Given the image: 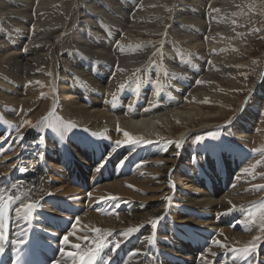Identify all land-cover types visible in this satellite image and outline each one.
Returning a JSON list of instances; mask_svg holds the SVG:
<instances>
[{
	"label": "bare ground",
	"instance_id": "6f19581e",
	"mask_svg": "<svg viewBox=\"0 0 264 264\" xmlns=\"http://www.w3.org/2000/svg\"><path fill=\"white\" fill-rule=\"evenodd\" d=\"M105 1L111 3V11L115 12L118 9L116 0ZM144 1L143 5L139 6L141 14L135 16L136 21L134 22V29L140 37L132 36L131 32H128L124 35L120 44L115 47V38L118 32L116 28L109 25L111 38H108L98 29L101 17L109 22L112 20L102 10V0H40L35 9L38 19L34 25V38L32 40L23 34V29L19 23H15V19L19 15L28 16L31 14L30 1L0 0V31L2 33L0 44L2 48L10 52H8V55H4L0 51V83L5 88V92L11 96L7 97L1 94L0 98L18 106L22 101L19 97L27 88H29L27 92L31 96L36 93V90L40 91L38 98L32 100L30 105L32 111L28 114H19L16 123H11L0 116V137L3 138L0 140V174H5L0 181V191L8 189L10 192H14L18 190L22 194L28 193L33 201H37L44 196L43 188L51 181L52 185L48 187L52 190V200L55 201V204L57 206L71 205L75 211L83 206L82 201L78 204L76 198H81L84 195L83 193L91 191V196L88 195L87 197L89 199L87 204L89 206L91 204L96 207L100 206V209H104V211L103 213L87 211L81 215L80 217L84 218L77 225L75 235L69 237L70 244L80 243L83 247L85 243H88V247H91L92 245L89 242L95 238V228H102L104 232L110 231L113 233V237H106V239L110 241L120 239L119 248L124 251L123 264H192L190 257L197 255L201 257L202 253L209 264H216L219 260H226L227 264H242L245 260L235 258L231 251L221 254L215 250L200 253L196 252L185 240H191L190 236H186L188 232H198L209 234L210 240L219 239L229 246L231 244L234 247H244L249 245H242L240 242L253 240L255 236L261 234L259 228L245 226L250 220H245L243 224L235 222L239 217L242 220L248 209H253L256 212L257 209L255 210L249 203H253L254 206L255 204L259 205L261 199L252 201L249 199L250 195L246 197L244 193L237 191L234 182L237 175L240 174L241 168L245 167L248 159L254 155L252 153L254 149L249 144L253 143L254 134L263 118L264 68L261 78L255 85L256 88L254 87L242 106L238 108L235 121L229 125L234 139L233 146L221 143L218 147L213 146L212 149L209 148L210 146H200L189 152L181 151L179 147L175 149V144H178L176 141L180 140L181 143L185 144L187 136L191 133L187 131L199 130L197 128L204 123L203 120L213 118L223 120L228 114L224 110L225 112L219 111L215 112L217 115H213V112L205 111L202 107L197 106L189 110H181L178 107L175 110L166 112L181 103L186 104L189 100L199 102L206 99L210 102H220L223 105L232 101L231 97H222L221 90L223 86L216 78L221 77L224 78L223 81H226L225 78L230 73L235 72L229 48L233 45L231 44L232 36L237 32L234 26L236 25L234 24V10L242 0H221L223 7H219V4L214 3L213 10L210 11L211 20L213 21L210 22H215L217 26L223 25V28H220L221 30L213 29L209 35V53L213 58H216L222 55L218 50L222 49L224 52H229L222 59L224 62L221 63V60L215 61L216 59L208 62V60L202 59L204 63H202V66L195 63L197 71L189 66L185 67L180 73L175 71L174 65L169 67L166 64L168 56L166 46L168 44L165 38L168 36L156 40L153 38H156L160 31H149L153 22L150 19L157 18V14L163 11L164 2H167V0ZM255 1L261 4L263 0ZM11 3H15L20 9L11 8ZM71 3L74 4L75 9ZM202 4L203 2L201 6ZM215 9L220 11L216 12ZM123 13L125 15V12ZM127 13H130V10H127ZM183 13L176 10L174 16L178 18ZM74 18L76 22L73 24V30H71L69 26L72 27L70 24ZM141 20L145 21L147 25L143 26L144 22L141 23ZM117 24L120 25L119 22ZM183 26L185 25L183 24ZM177 27L175 28L176 32L180 34L181 26L179 25L180 29ZM185 27L187 31H190L191 28L192 31L206 28L200 19L194 20L193 25ZM38 31L42 33L40 37L35 38ZM6 33L9 34L8 41L5 40ZM62 33L70 34L61 40L64 46L63 49L66 52L63 51V53L58 54L56 48ZM146 37H150V39L145 40ZM182 37L187 38L186 36ZM221 38L224 39L220 41ZM199 40L192 37L187 45L201 48L202 43ZM96 41L100 43V51L93 47ZM126 44L152 48L151 53L149 52V56L144 61L146 68L139 67L135 70L136 67L132 62H125V65L116 66V56H123V52L131 54V49ZM160 46L164 47L159 49ZM177 46V51L183 59L185 51L181 50L183 48L181 45ZM141 49L143 50V48ZM143 57L145 56L138 54V59ZM155 60L160 67L158 66V69L152 70V64ZM56 62L58 63L57 67H59L55 72ZM138 62L136 63L138 64ZM154 67L156 68V66ZM83 69L90 70L93 75L87 76ZM201 71L207 72L208 75L197 84L194 74ZM155 73H158L156 80L154 79ZM17 83H25L27 87H16ZM47 83H51L54 87L55 96L50 91L51 89L49 90ZM202 86H205V88ZM208 89L213 90L214 93H211ZM46 92L50 95L49 103L41 105L43 103L42 94ZM55 102H57L58 107L64 108L65 112H68L74 119L83 122L84 125L94 124L96 128L100 122L103 123V128L99 131L101 136L109 137L115 142L118 140L123 142L125 141L123 133L127 132L133 138L142 139L144 142L129 146V143L110 145L101 140L99 147H92L90 140L83 139V136H80L83 133L75 129L73 134L70 135L79 139L70 144L76 147L75 151L73 150L74 153H71L69 147L65 145L67 144L66 135L62 137L63 141L58 142V145L56 144V148L52 149L53 151H48L46 149L47 145L55 146V141L51 137V139L47 138L48 129L33 130L32 125H38L45 118L41 115L50 110ZM39 106L43 108L35 115L32 114L36 108L39 109ZM10 113L15 115V112L8 111L6 116L9 117ZM173 117L177 118L173 119ZM25 120L31 121V124H24ZM199 120H202L201 123L196 125ZM172 121L180 123V125L173 127ZM35 122L38 123L35 124ZM16 127H20L19 135L24 137L23 140H17ZM167 133L170 135L178 134L171 141L169 139L172 137L168 136ZM262 136L263 129L261 128L255 143L260 141L259 139ZM163 140H167L168 143L163 144ZM9 145L11 148L8 147ZM21 145L27 147H21ZM177 154L179 155L178 160L176 158ZM74 155L77 156L76 160ZM235 157L244 160H230ZM105 159L107 163L104 167L96 170L97 166ZM161 160L168 167L166 169L159 167L155 171V175H158V172L160 175L157 179H152L156 183H154L153 188H150L147 179L144 177L151 173ZM169 163H172V165H167ZM21 167L25 168L26 171H20ZM47 168H49L48 173ZM79 175L85 180L86 185ZM89 175L91 176L89 177ZM91 180H96L97 183L101 181L102 184L93 190L89 189L88 186ZM80 181L86 187H78L77 183ZM183 181H188L191 185L192 191L190 193L184 192ZM172 184H174V187ZM62 186H66L67 189L64 190L65 187ZM247 187H244V191ZM175 188L179 193L178 195L173 194ZM151 189L156 191L158 195L153 197L143 195ZM166 194L167 197L169 195L171 200H166L164 206H151L152 201L167 198ZM261 194H263L261 190L257 191V194L255 193L256 196ZM108 196L118 198V202H114L109 206H113V211L119 205L121 206L120 202H123L126 206L123 212L126 213L114 217L115 219L113 217V219H107L105 217L106 209L109 207L103 205L101 200H106ZM57 197L66 199L59 200ZM126 200L129 201L126 202ZM107 203L104 202V204ZM170 207H173V209ZM14 208L15 205L10 214L12 218L14 217L13 238L16 241L18 238L23 237L25 233L29 236L30 232L38 227L37 223L40 219L45 221L46 218L55 214L52 206L44 201L41 212H36L31 222L25 223L23 220L16 218ZM216 214L220 219L219 225L208 226V229L200 228L203 225L212 224L211 222L216 220L214 218ZM161 216L164 218L159 222L160 225L153 234L150 223ZM170 217H173L171 221ZM197 217L203 219V223L199 222L200 220ZM258 217L259 214L255 216V221ZM120 219L123 222H120ZM72 220L75 221L73 218ZM193 220L195 225L200 227L197 229L177 228L180 224L192 222ZM114 223H118V227L125 229L121 232L113 230L115 229ZM144 225H146V228L142 227L129 240L125 241V238L122 239L116 236L117 233H122L129 228L135 229ZM149 235L154 237L151 244L144 239ZM62 237L63 235L60 239ZM78 237L86 239H78ZM134 249H140L143 254L132 256L131 252ZM68 250L72 249L69 247ZM211 253H216V255L213 256ZM258 254L259 252L256 254L253 263L264 264V253Z\"/></svg>",
	"mask_w": 264,
	"mask_h": 264
},
{
	"label": "rangeland",
	"instance_id": "374dc122",
	"mask_svg": "<svg viewBox=\"0 0 264 264\" xmlns=\"http://www.w3.org/2000/svg\"><path fill=\"white\" fill-rule=\"evenodd\" d=\"M28 1H30V3H31V6H30L32 8L31 14L28 15V16H26V15H19L17 17V19H15V23L18 22L19 25H20V27L23 29V34L26 35L29 39L32 40L34 38V33H33V31H34V25H35V23H37V19H38V17L36 16L35 9L37 8L38 3H39L40 0H28ZM164 1H166V0H164ZM213 1L214 0H209V2H208V0H167V2H164V4L166 6L164 5L163 11L162 12H159L157 14V18L154 19V20H153V18L150 19L153 22L150 21L152 23H151V26H150V30L149 31L150 32H152V31L153 32L160 31L159 34L156 36V38H153V39H156V40L157 39H164L165 36L166 37L167 36L168 37H171V38H168V37L165 38V39H167V44H168V46H166V49L168 51V52H166L167 55H168L167 56V62H166V64L169 67L172 66V65H174L175 66V71H177V72L180 73L185 67H189V66H191L193 68V70H196L197 71L196 64L199 63L198 66H202V63H203L202 62V59H204V60L206 59L205 61L208 60V62L214 61L216 59L215 61L221 60V63H223L224 61L222 59H224L225 58V55L228 54L229 52H230L229 53L230 56L232 55L231 56L232 57V61L234 62V63H232V66L234 67V71L235 72H233V74L230 73L225 78L226 81H223L224 78H221V77L216 78L218 81H220V83H222V86H223L222 87L223 89L221 90L222 97L228 96V98L231 97V99H232V101H229L228 104L223 105L220 102H210V101H208L206 99L200 100L199 102H196V100H194L195 102L193 100L192 101L189 100L188 102H186V104L185 103L184 104L181 103L178 106H176L175 108H170V109H168L166 111V112H168V111H171V110H175L178 107L181 110H184V109L189 110V109H192L194 106H197V107H202L205 111L213 112L214 113L213 115H217V113H215V112H219V111H221V112H225L226 111L225 113L228 114L227 116H225V118L223 120H220L218 118H213V119L206 120V121L203 120L204 123L200 124L199 127L197 128L199 130H195V131H190L189 130V131H187V132H191L190 135H192V136H190V135L187 136V139L185 141V144L183 142L181 143L180 140L176 141L179 144L180 150L181 151L183 150L185 152L193 151L194 149L196 150L197 147L199 148L200 146H207V147L210 146L209 148L212 149V148H214L213 146L218 147L219 144H221V143H224L225 145H228V146H233L234 145L233 144L234 143V139H233V136H232V132H231V130L229 128V125L231 123L233 124V122L235 121V119L237 117V114H238V108L240 106H242V104L245 101V99H247V97L250 94V92L252 91V89L258 83V80L261 78L260 76H261L262 70L264 68V0L261 2V4L256 3L255 0H242L240 2L241 4L238 3L239 5L238 4L236 5L235 10H234V13H235V21H234V24H236V25H234V26L237 29V32H235L233 34L232 41H231V44H233L234 46L232 45L229 48V52L228 53L227 52H224V50H222V49L221 50H218L219 52H221L220 54H222V55L221 56L219 55L220 57L218 56L216 58H213V56L211 55V53H209L210 46H208V45H210V43H209V38L208 37L212 33L213 29H216L217 28V29L221 30L223 28V25L222 26L221 25H218L217 26L215 22L214 23H211L213 21L211 20L212 19V16H211V12L210 11L213 10V4L214 3L215 4H219V7H223V6H222V1L221 0H215L214 2ZM102 2H103L102 3L103 4L102 10H104L109 15V17L112 20H110V22H109L108 20H105V18L102 19V17H101L100 18V21L98 23L99 24L98 25V29L104 35H106L108 38H111L110 26L112 25L111 27H115L116 28V31H118V32L116 33L117 35H116V38H115V47L120 44V42L123 39L124 35L126 33H128V32H131L132 36H135V37L137 36V38L140 37L139 34L134 29V24H135L134 22L136 21L135 20V16L136 15L139 16L141 14L140 13V9H139L140 7L139 6H142L143 5V3L145 2L144 0L143 1L142 0H134V1L133 0H130V1L129 0H127V1L126 0H116V6L118 7V9L115 12L114 11H111V9H112L111 8V3H108L105 0H102ZM202 2H203V4L201 6V3ZM127 3H129V4H127ZM135 4H136V6H135ZM71 5L75 9L74 4L71 3ZM203 6H205V7H203ZM165 7H167V8H165ZM11 8L16 9V10H19L20 9L15 3H11ZM76 10H77V8H76ZM123 10H125V11H123ZM127 10H130V13L132 11L133 12L130 14V13H127ZM176 10L177 11L179 10L181 13L184 12L183 13L184 15L183 14H180V16L178 18L175 17L174 15H176L175 14L176 13ZM184 10H186V11H184ZM123 12H125V15L126 16L124 15ZM185 13H186V15H185ZM128 15H130V16H128ZM200 16H202V17H200ZM124 18H126V19H124ZM199 19L205 24L206 28L205 29H202V30H193V31H192V28H191L190 31H187V29H186L185 26L193 25L194 20H199ZM75 22H76V19L74 18L72 20L71 24H70V25H72V27L69 26L71 30H73V24ZM118 22L120 23V25L117 24ZM121 23H122V25H121ZM141 23H143L142 24L143 26L144 25L145 26L147 25V23H145V21H142ZM177 24H179L181 26L180 27L181 29L179 28V25H177ZM183 24L185 26L182 27ZM106 26H107V28H106ZM175 26L176 27L178 26L177 28H179L181 30V33L183 35L181 33L178 34L176 32V29H175L176 27ZM212 26H214V27H212ZM10 27H12V26H10ZM160 28H162V29H160ZM166 28L169 30V33H168V30ZM189 32H192L193 34L192 33H189ZM41 33H42L41 31H38L36 33L35 38L40 37V34ZM69 34H67V35L65 33H62L61 34V36L59 38V42H58L57 48H56V50H57L56 53L59 54V53H61V52L63 53V51H65V49H63L64 46L62 45L61 40L63 38H65V37H68ZM182 36H186L187 38H184ZM8 37H9V34L6 33V39L5 40L8 41ZM192 37H195V38L200 39L199 41L202 43L201 44V48H197L196 46H188L187 45V42H189L190 38H192ZM1 38H2V33L0 31V40H1ZM148 39H150V37H146L145 40H148ZM222 39H224V38H221V40L220 39L219 40L222 41ZM126 45L131 49V54L132 55L129 52L128 53L127 52H123V56H121V55L120 56L119 55L116 56V62H115L116 63V66L118 67L121 64L122 65H125V62L126 63L127 62H132L133 65L136 67L135 70H137L139 67H141V68H144L145 67L146 68V65H145V62L144 61L149 56V52L152 51V48L144 47L142 45L136 46L134 44H126ZM177 45H179V46L181 45V47H183V48H181V50L182 51L183 50L185 51V57H183V59L181 58L182 56L180 55L179 51H177L178 50V46ZM93 47L95 49H97V50L100 51L101 46H100L99 41H96L95 44L93 45ZM163 47L160 46L159 49L160 48L162 49ZM233 47H234V49H233ZM141 48H143V50ZM192 48H194V49H192ZM0 51L4 55H8L10 53L9 51H8L9 52L8 53L5 48H2V45L1 44H0ZM135 51H136L137 54L135 53ZM144 52H145V54H144ZM175 53L176 54L178 53V54L176 55ZM138 54H142L143 56H145V57H143L144 59L143 58L142 59L141 58L138 59ZM223 54H224V57H223ZM136 62H138V64ZM49 65H50V63H49ZM57 65H58V63L55 65V72H56V70L59 67V66L57 67ZM143 65H145V66H143ZM152 65H153V67L151 69L152 70H155V69H158L159 63L155 60ZM154 66H156V68ZM237 66H238L239 69L237 68ZM83 71L89 77L93 75V72H91L88 69H83ZM156 75L158 76V73L157 74L155 73V77H154L155 80L157 79ZM206 75H208L207 72H202V71L201 72H196L194 74V76H196L197 84H198V82H200L202 80V78H205ZM244 76H245V78H244ZM228 80H230V81H228ZM51 83H47L48 84V88H49V90L51 89L50 91L53 92V96H55V89L51 85ZM197 84H196V86H197ZM16 87H27V85H25V83H17L16 84ZM202 87L205 88V86H202ZM27 90H29V88H27ZM27 90L24 91V92H22L21 96L19 97L24 102L21 101L18 104V106L17 105H14L13 103L11 104V102L8 101V100H4V99L1 100V98H0V101H1L0 102V104H1L0 105V109H1L0 110V116L3 117L4 119L10 121L11 123H16L18 121L17 119H18L19 114H28L29 112H31L32 111V108L30 107V105L32 103V100H34V99L36 100L38 98V95L40 94V91L39 90L38 91L36 90V93L31 96V95L28 94ZM209 91L211 93H214L213 90H209ZM1 94L5 95L7 97L8 96L11 97L7 92H5V88L3 87L2 83H0V97H1ZM13 97L15 98V95ZM42 97H43V100L44 101L42 100L43 103L41 102L42 103L41 105L48 104L49 103V100H50L49 93L48 92L43 93L42 94ZM184 98H187V97H184ZM206 101H208V102H206ZM9 104H10V106H9ZM40 106H39V109L36 108L35 111L32 112V114L34 113V115H35L41 108H43V107H40ZM54 106H55V108H54ZM63 109L64 108H62V107H58L57 102H55L50 110H48L47 112H44L41 115L43 117H46V116L49 115L50 112H54L55 117H58L59 119H64L65 121L64 120L63 121L66 124L67 123H71V124L74 123V125H76V127L74 129H67L66 131L63 132L62 135L61 134H58V133H56V132H54V131H52L50 129H48L47 138H49V139L52 138L55 141V146L52 147L51 145H47V148L46 149L48 151H53L52 149H55L56 148V144L58 145V142L63 141L62 140V137L64 135H66L67 136L66 137L67 138V144H65V145L69 147L71 153H74L76 147H75V145H73V144L70 145V144L73 143V142H75L76 140H79V139H77L75 137H71L70 135L73 134V131L75 129H78V131H81V133H83V134H80V136H83L82 137L83 139L90 140V143H91V146L92 147L93 146L99 147L100 146V143H101V140H103L104 143H109L110 145H114V143H116L115 140H113V139H111L109 137L106 138L105 136H101V134H100L99 131H100V129L103 128L102 127L104 125L103 123L100 122L99 125H98L99 127L98 126L96 127L97 129L95 128V125L94 124L84 125L83 122H81L78 119H74L73 117H71L68 114V112H65V110H63ZM8 111L9 112L10 111L15 112V115L13 113L12 115H14V116H12L11 113H10L8 115L9 117H7L6 115H7V112ZM166 112H164V113H166ZM23 116L25 117L26 115H23ZM262 117H263L261 119L262 121H260V123H259V125L257 127L258 129L256 130V132L254 134L253 143H250L249 144L250 147L252 149H254V150H252V153L254 155H253L252 158H249L248 159V163L245 165V167L241 168V172H240L239 175H237V179L234 182V186H236V189H238L237 190L238 192L244 193L246 197L250 195L251 197L249 199H251L252 201H254V200H260L261 199V202L264 200V190H261L263 194H261L259 196H256L255 193L257 194V191H259V190H257V188L259 186H264V122H263L264 121V110H263ZM175 118H177V117H173V119H175ZM201 121L202 120H199L198 122H196V125L199 124V123H201ZM172 122H173V125H172L173 127H176V126L180 125V123L178 124L177 122H174V121H172ZM37 123L38 122H35V124H37ZM80 124H82V125H80ZM208 127L210 128V130H209ZM259 127H260V129H259ZM261 128L263 129V136H262V138L259 139L260 141H258L257 143H255L256 138L258 136V132L261 131ZM85 130H87V131H85ZM161 131H162V129H161ZM93 134H96V136L93 135ZM177 134L178 133H174L173 135H170V134L167 133L168 136H171L172 137V138L169 139L171 141L174 140V138H176ZM213 136L215 137L214 139L212 138ZM201 137L203 138V142L202 143H198L197 142V139L198 138H201ZM166 139H168V138H166ZM165 142L168 143L167 140H163L162 143L163 144H167ZM174 144H175V142H174ZM128 145L129 146H133V144H128ZM175 145H176L175 146V149H176L177 144H175ZM1 148H3V147H1ZM190 148H192V149H190ZM176 158L178 160V158H179V155L178 154H177ZM74 159L76 160L77 159V156H75ZM230 160L241 161V160H244V159H240L238 157H235V158L230 159ZM167 165H172V163H169ZM159 167L166 169L168 166H165L163 164V161L161 160L159 162L158 166L151 173H148L144 177V178L147 179L148 185H149L150 188H153L154 183H156V181L155 180H152V179L153 178L154 179H157L158 178V175H160L159 172H158V175H155V171ZM244 169H248V172L245 173L243 171ZM48 172H49V168H47V173ZM4 176H5V174H0V177H1L0 178V181L4 178ZM90 176L91 175H89V177ZM130 176H132V175H130ZM130 176H128V177H130ZM144 178H141V179H144ZM183 184H184V187H185V191L184 192L190 193L192 191V189L190 188L191 185L188 183V181H183ZM51 185H52V182L51 181L45 185V187L43 188V194L44 195L47 192H50V191L52 192V190L49 189V187H48V186H51ZM62 187H65L64 190L67 189L66 186H62ZM244 187H247V189H245V191H244ZM89 193H91V191H89L87 193H83L84 195L82 194L83 196H81V198L79 197L80 199L79 198H76V201H77L78 204L81 203V201H82V203H83V206L82 207L89 206V204H87V202L89 201V199L88 200H84L86 197H88ZM173 194L174 195H178L179 194L176 188L174 189ZM143 195L144 196H148V197H153V196L158 195V193L156 191H154V190L151 189L149 192L144 193ZM166 197H167V194H166ZM168 197H169V195H168ZM57 199L60 200V199H66V198H60V197L58 198L57 197ZM128 201L129 200H126V202H128ZM138 202H140V201L138 200ZM69 203L72 204V202H69ZM165 203H166V198L160 199V200H156V201H152L150 204H151V206L161 207V206H164ZM111 204H114V202H108L107 204H104V202H103V205H105L107 207H109ZM120 204H121V206L119 205L118 208L115 211L112 210L105 217L107 219H113L114 217L116 218V217H118L120 215H123V213H126V212H123L124 209L126 208V206H124L125 204L123 202H120ZM249 204L251 206H253L255 208V210L258 207V205H256V204H255V206L253 205V203H249ZM148 208L150 209L151 207H148ZM170 208L173 209V207H170ZM120 210H121V212H120ZM217 216L218 215L216 214V217ZM83 218L84 217H80L79 220H82ZM172 218L173 217H170L169 218L170 221L172 220ZM214 218H215V216H214ZM198 219L200 220V221L198 220L199 222L203 223L202 222L203 219H200V218H198ZM219 220L220 219L218 218L217 220L212 221L211 222L212 224L209 223V225H203L201 227L200 226H196L195 223H194V220H193L192 222L182 223L179 226H177V228L180 229L181 227H185V228L197 229L198 227H200L201 229H204V228L205 229H208L207 228L208 226H213V225H216V224L219 225ZM239 220H240V217H239V219L237 218V220L235 222L238 223ZM120 222H123V221L120 219ZM254 224H256V225H254ZM113 225H114V228H115L113 230H116V231L121 232L122 230L125 229L123 227H118L119 226L118 223H114ZM159 225H158V227H159ZM247 225L248 226H253V228H256V229L259 228V233H261L259 235L262 237V241L260 243L261 245H259L258 252H259V254L264 253V233H262L260 231V221H259V217L257 218V220H256L255 223H253L252 221H250V222H247V224H245V226H247ZM142 227L146 228V225L139 227V229H141ZM227 227H229V226H227ZM236 231H237V229H236ZM137 233L138 232H135V233L131 234L130 237L125 238V241L133 238ZM252 241L253 240L243 241V242H240V244H242V245H249L250 242H252ZM233 247L234 246L230 244L229 248H224V249L218 248V247L213 246V245H211L209 248H210V251L211 250H215V251H218L219 254H221V253H224V252L227 253V252L231 251V248H233ZM244 247H246V246H244ZM235 248H243V247H235ZM204 252L206 253L207 251H204ZM190 260H191L192 264H204V262L200 259V256L199 255L190 257ZM207 264H209L208 261H207ZM216 264H227V261L226 260H219Z\"/></svg>",
	"mask_w": 264,
	"mask_h": 264
},
{
	"label": "snow or ice",
	"instance_id": "6c2138e0",
	"mask_svg": "<svg viewBox=\"0 0 264 264\" xmlns=\"http://www.w3.org/2000/svg\"><path fill=\"white\" fill-rule=\"evenodd\" d=\"M214 11L219 12V9H215ZM123 71V70H121ZM123 87V85H121ZM24 124H31V121L25 120ZM33 130L36 129H50L58 134H63L64 131L67 129H74L76 125L71 123H65L63 120L59 119L58 117H55L54 112H50L48 116H46L38 125H32ZM15 131L17 133V140H23L24 137L19 135L20 133V127H16ZM87 131V130H85ZM96 135V134H93ZM125 137V141H116V145H121L122 143H129V144H137L142 143V139H135L133 138L129 133L124 132L123 133ZM215 138L214 136L212 137ZM3 138L0 137V140ZM198 143L203 142V138L197 139ZM167 143V142H165ZM11 148V146H8ZM21 147H27L26 145H21ZM177 147H179V144H177ZM42 157V153H41ZM107 163V160H103L98 166L96 170H100L104 167V165ZM15 166V165H14ZM20 171H26L25 168L21 167L19 169ZM245 173L248 172V169L243 170ZM174 187V184H172ZM132 187V186H129ZM257 190H264V186H259ZM89 196H91V193H89ZM166 200L170 201L171 198L167 197ZM101 202H118V198L115 196H108L105 199H102ZM15 205L14 211L15 216L18 220H23L25 223H30L31 220L34 218V215L36 213V210L41 206L38 201H33L31 199V196L28 193H20L18 190L14 192H10L8 189H5L3 191H0V225H6L7 221L9 220V213L13 211V206ZM259 214V221H260V231L264 233V202H261L256 212L253 211V209H248L244 215V218L240 220L239 222L243 224L245 220H250L253 223H255V216ZM164 217H157L150 223V228L153 232V234L156 232L159 222ZM75 223L71 224L70 229L66 232V234L63 235L60 244L61 248L60 251L63 256H66L68 259L63 262V264H97L99 260L104 259L102 256V253L104 252V249L106 247H111L118 249L120 247V239H115L113 241H110L106 239V237H113L112 232H104L100 228H95V238L91 240L89 243H91V247H88V243H85V245L82 247L80 243H72L70 244L69 237L72 235H75L77 231V225L80 224L79 217H75ZM231 226V225H230ZM139 228H129L126 231L122 233H117L116 236H119L120 238H128L131 234L138 232ZM216 234L214 233V236ZM153 235H149L144 237L145 240H147L150 244L153 242ZM78 239H86L78 237ZM262 241V237L260 235H257L254 237L253 241L250 242L249 246L243 247V248H231V252L233 253L235 258H243L247 264H253L255 261V256L258 253L259 250V244ZM7 242V233L4 230V228L0 227V255H2L5 251L4 243ZM28 243V234L25 233L23 237H20L16 241V247H17V253L19 254L22 249L21 245ZM209 245L216 246L218 248L224 249L229 248V245L223 243L219 239H211L209 241ZM71 248L72 250H68V248ZM207 252H210V248H206ZM143 254L140 249H134L131 252L132 256ZM211 255L215 256L216 253H211ZM108 259H111V254L109 253ZM200 259L204 262V264H207V260L205 255L202 253ZM19 264V262H18ZM56 264H61V261H57ZM107 264V261L105 262Z\"/></svg>",
	"mask_w": 264,
	"mask_h": 264
},
{
	"label": "water",
	"instance_id": "95a60500",
	"mask_svg": "<svg viewBox=\"0 0 264 264\" xmlns=\"http://www.w3.org/2000/svg\"><path fill=\"white\" fill-rule=\"evenodd\" d=\"M253 90H254V88H253ZM50 196H51V193H49L46 197H50ZM41 201H42V199H40L39 203H41ZM39 208H40V207H39ZM39 208H38V209H39ZM38 209H37V210H38Z\"/></svg>",
	"mask_w": 264,
	"mask_h": 264
},
{
	"label": "trees",
	"instance_id": "16d2710c",
	"mask_svg": "<svg viewBox=\"0 0 264 264\" xmlns=\"http://www.w3.org/2000/svg\"><path fill=\"white\" fill-rule=\"evenodd\" d=\"M256 88V87H255Z\"/></svg>",
	"mask_w": 264,
	"mask_h": 264
}]
</instances>
